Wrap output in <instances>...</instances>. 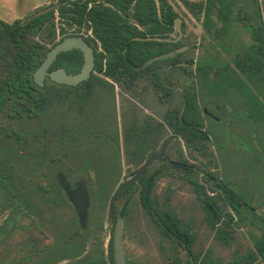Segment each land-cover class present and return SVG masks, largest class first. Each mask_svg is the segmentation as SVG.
Here are the masks:
<instances>
[{
	"label": "rangeland",
	"instance_id": "obj_1",
	"mask_svg": "<svg viewBox=\"0 0 264 264\" xmlns=\"http://www.w3.org/2000/svg\"><path fill=\"white\" fill-rule=\"evenodd\" d=\"M52 1L54 0H0V20L8 23L24 20L36 9L49 5ZM199 1L168 0L181 18L184 31L182 42L188 47L183 53L192 58L194 63L192 73L187 74L172 68L168 61L170 58L157 61L162 62L159 71L164 82L171 86L170 96L165 100L159 97L157 90L153 96L149 74H144L135 84L129 85L127 80L118 82L120 79L95 73L90 86L55 92L47 109L40 111L34 118H29L27 114L13 119L3 117L0 129L5 139L0 144L1 164L22 202L33 211L32 216L26 217L22 222L26 226L36 223L40 231L34 234L48 247L47 252L31 264H85L97 259L98 251L101 253L103 245L110 258V249H114L111 236L123 210L128 213V220L124 225V246L130 264H184L188 261L185 251L155 226L142 206L140 192L130 189L118 198L112 225H109V204L114 192L123 180L132 177L143 159H134L131 154L134 146L127 143L123 144L122 154L118 146L109 142L108 136L111 134L112 139L117 142L114 132L122 124L142 121L144 115H147L146 109L151 100L150 113L154 115L151 116L152 120L164 124L168 110L180 104L183 99L186 84L193 86L202 105L204 101L211 102L212 99L206 97L207 93L202 90L199 82L205 70H208L207 67H211L214 73L227 65L236 68L239 56L245 55L244 48L248 49L253 43L249 33L243 29L238 31L234 27L228 28L227 32H206L202 19L190 8V5ZM259 1L262 4V0ZM82 35L88 38L90 33L83 32ZM172 36L177 38L178 31ZM55 66L62 67L61 64H54ZM237 71L242 74L239 69ZM260 76L264 79V75ZM256 77L259 76L253 79L256 80ZM257 82L261 85V81ZM260 85L257 87L251 83V90L261 89ZM87 91L90 94L82 100ZM218 105H222L224 112V104ZM212 107L209 110L215 112ZM238 108L236 106V110L230 114L232 119L245 116L244 111L241 112ZM206 123L211 134L213 122L207 120ZM251 130L254 132L248 147H242L236 142L234 147L237 149H232L233 153H227L228 147L220 149L212 141L206 143L207 148L202 149L204 152L195 149L196 147H187L185 141L177 137L173 130L162 131L157 136L159 144L171 135L175 136L173 138L176 140L170 146L173 161L184 159L199 171L215 173L224 182L231 183L234 192L246 198L251 211L258 215L257 219H252L246 210H241V215H237L228 205L224 206L226 202L222 197L223 192L219 190L216 198L222 212L231 215L223 216L219 224V228L226 229L227 233V241H223L217 235V230H212L207 223L200 199L202 192H195L183 171L172 168L170 177L158 180L154 193L157 201L167 203L193 230L196 238L194 251L202 253L212 264L240 261L250 252L256 251V242L264 236V125H252ZM9 133L10 136L7 137ZM229 158L232 161L230 167L227 166ZM61 172L72 185L82 181L88 185L91 207L89 224L85 230L80 229L74 207L63 191L59 190L57 175ZM188 178L202 181L213 195L212 182H204L195 173ZM10 214V211L0 213V226ZM25 235L19 234L15 239L20 240ZM3 252V248H0L2 260L5 259ZM76 256L79 258H74ZM7 261L9 258L5 263ZM250 264H264V258Z\"/></svg>",
	"mask_w": 264,
	"mask_h": 264
},
{
	"label": "trees",
	"instance_id": "obj_2",
	"mask_svg": "<svg viewBox=\"0 0 264 264\" xmlns=\"http://www.w3.org/2000/svg\"><path fill=\"white\" fill-rule=\"evenodd\" d=\"M160 12L156 0H54L49 5L40 7L32 12L24 20L18 19L13 23L0 20V124L3 117L9 119L22 117L27 114L29 118H34L40 111L47 109L53 96L60 90H79L81 87L90 86L95 73L104 74L115 79L130 75H155L156 82H160L159 66L160 62H155L144 67V64L156 56L175 51L185 45L182 40L179 42H166L156 40H145L146 38H171L176 32L175 20L179 17L168 0H159ZM221 15H228L230 10L229 0H221ZM196 10L198 8V11ZM194 14H199V5H190ZM213 9L209 7V12ZM198 16V15H197ZM212 24L208 23V30ZM83 32L90 33L87 38L89 44L94 48L96 57L95 72L91 78L80 86L67 87L57 85L50 80L46 82L44 88L35 85L33 74L44 60L46 53L59 41L70 36H81ZM258 41L264 49V30L256 34ZM59 36H61L59 38ZM261 49L253 48L247 55L239 56L236 61V68L225 66L215 73L236 75L237 69L244 75L253 77L264 75V60L255 53H260ZM174 69H180L185 73H192L194 60L188 58L186 53H180L168 59ZM83 55L78 50H72L61 54L55 65H62L69 73H77L83 64ZM206 73H211L212 68L207 67ZM200 70V67L198 68ZM253 76V77H252ZM241 84H245L242 80ZM56 92V93H55ZM90 93L84 94L82 100ZM195 95L189 92L180 104L174 105L170 110L172 130L179 137L184 131L190 138V146L202 151L205 149L208 136L206 132L191 126L199 119L201 109L195 101ZM204 126V123H201ZM0 129V144L5 139V135ZM197 134V135H195ZM10 136V133L7 137ZM201 143L196 144L197 138ZM175 168V167H173ZM141 181L145 183L146 177ZM59 190L62 191L59 186ZM45 193L47 191H44ZM126 192V191H125ZM124 192V193H125ZM123 193V194H124ZM225 207H230L241 215V210H246L252 219H257L258 215L242 204L247 200L238 193L223 191ZM140 200L146 211L150 214L149 205L150 194L143 192ZM207 201V209L210 213H215L219 221L224 214L221 207L217 209L212 203V198ZM248 202V200L246 201ZM219 206V205H218ZM10 211V214L0 226V248H3L1 264H31L36 258L47 252L48 247L42 244L35 232L40 228L34 224L26 226L22 222L26 217L32 216V209L14 189V183L5 172V167L1 164L0 152V213ZM242 211V212H243ZM159 213V212H158ZM121 214V212H120ZM127 217V213H122ZM151 215V214H150ZM161 218H172L161 215ZM213 226V220L210 219ZM171 232L178 238L186 242L192 252V238L188 233L182 232L177 225L169 227ZM19 234H26L24 238L16 240ZM226 229L220 228L219 236L223 241H227ZM110 251H113L111 247ZM104 248L101 254H104ZM74 254V252H72ZM75 254H77L75 252ZM264 258V236L256 242V251L250 252L240 261L229 264H250L255 263L259 258ZM9 261L5 263V260ZM106 264L104 257L95 261ZM185 264H206L199 256L188 258ZM211 264V263H209Z\"/></svg>",
	"mask_w": 264,
	"mask_h": 264
},
{
	"label": "flooded vegetation",
	"instance_id": "obj_3",
	"mask_svg": "<svg viewBox=\"0 0 264 264\" xmlns=\"http://www.w3.org/2000/svg\"><path fill=\"white\" fill-rule=\"evenodd\" d=\"M228 3L231 6L230 10L228 11V15L223 16L220 13V7L222 5L221 0H200L199 2H197V4L199 5L198 18L202 19L203 27L205 31L208 33H211L215 30V31H218V33H221V32H227L228 28H232V27L236 28L238 31H240V29L246 30L249 33L253 43L250 44L248 49L244 48L245 49L244 54L247 55L248 52L252 51L253 48L258 47V49L259 48L261 49V52L255 53V55L259 54L262 57V60H264V49L260 41H258V38L260 37L256 35V34L259 35V33L262 32V29L264 30V0H262V4L260 3L259 0H229ZM243 3H244V6H243ZM209 7H212L213 9L211 12H209ZM208 23L212 24L211 29L209 30L207 28ZM220 23H221V26H219ZM239 25H242L243 27ZM246 49H247V52H246ZM236 56L237 54L235 55V57ZM247 56L249 57L252 55L249 54ZM58 67L60 66H57V67L55 66L54 68H58ZM150 75H151L150 77L152 80L151 86H152L153 96L157 90V92H159V97L165 100V98L170 96V91H169L170 90L169 88H171L170 84L168 82H164L162 78V73L160 75L159 83L156 82L155 75H152V74ZM142 77H144V75H130L128 76V78L121 77L118 82L127 80V82H129L128 84L131 85V84H135V82ZM112 79H115V78H112ZM115 80H118V79H115ZM241 80L245 84H241L240 83ZM251 80L252 79L250 76L244 75V74L229 75V74H221V73H214V72H211V73L204 72V74L200 77L199 82L201 83L202 90H205L206 93L208 94V95L206 94V97H209L212 100L211 102L204 101L203 105L201 103L202 102L201 98L195 95L193 86L186 84V86L184 87V93H183L184 98H186L189 92H191L192 94L195 95L194 97L195 101L198 103L199 108L201 109V113L199 114V119L197 118L195 123H190V124H192L191 126L198 128L200 131L206 132L208 136L207 143L212 141L216 143L218 146H220L221 147L220 149L222 148L224 149V147H228L226 152L233 153L232 149L234 150L237 149L234 147L236 146V142H238L242 147H245V146L248 147L252 139L251 134L254 132L253 130H251L252 125L254 126L257 124L264 125V84H263L264 79L262 76H259V77H256V80H254L253 82ZM48 81L49 80H47V82ZM257 81H261V85ZM251 83L253 84V86H257V87L260 85L261 89L257 90L254 88V90L252 91ZM151 102L152 100L150 101V103ZM150 103L148 105V109H146L147 115H144L145 117L143 118L142 121H131V122L120 125V127L115 132L111 131V132L116 133L117 142L112 139L111 134L108 136L110 139L109 142L112 143L114 146H118V148L122 151V154L124 152L123 144L127 143V144L134 146V149L131 152L134 159L135 158L138 160L143 159L141 166L132 173V177L135 174H137V172L141 169V167L150 158L160 154L162 145L167 139H169V138L164 139L159 144V141L157 142L158 140L157 136L160 135L162 131L165 132V130L172 132L171 131L172 124H171V119H170L171 109H169L165 115L166 121L164 122V124H161L159 122L152 120L151 116H154V115L150 113V106H151ZM221 103L224 104V106L227 105L226 107L223 106L224 112H222V107H221L222 105L221 106L218 105ZM236 106H239L238 109H240L241 112L244 111L245 116H237L235 119H232L230 117V114L232 113V111L234 112L236 110L235 109ZM209 107H212L215 110V112L214 111L212 112V110L210 111ZM207 120H211L213 122V128H212L211 134L208 132L209 129L206 127ZM201 123H204V126H201ZM185 133L186 131H184V134L182 133L179 136V138L181 137L185 141V145L188 147L190 146L189 143H191L192 141L190 142L191 139L188 138L187 134ZM173 137L175 136L171 135L170 138H173ZM175 140L176 139L174 138L173 141ZM196 143H201V139L199 140L197 138ZM170 146L171 144L165 150L163 154V158L161 160L153 161L150 164V166L146 169L144 174L138 180H136L133 184L127 187L122 192V194L125 191L128 192L130 189H133L136 192H140V194H142L143 192L149 193L150 194L149 205L151 209V212H150L151 215L146 211L145 208L144 209L147 212V214H149L155 226L168 239L174 240L185 251L188 258L192 259L193 256H199L201 260L205 261L206 264H209L210 262L207 260L206 256H203L202 253L200 252L198 253L195 252L193 249V246L196 241L195 235L193 234V230L190 227H188L172 211V209L169 207L167 203H160L157 201V198L156 196H154V193L157 187L158 180H160L162 177L164 178L170 177L171 169L173 167H175L174 169L183 171L185 176H187L188 181L194 186L195 192H198V191L202 192L200 195L201 197L200 199L202 203V208L204 212L206 213L207 223L211 227L212 230H217V235L220 233V228H219L220 221L218 219L217 214L215 213L211 214L210 211L207 209L206 200H208L209 198H212V203L217 209H219L220 205L218 203V199L216 198V195L219 194V190H222V192L225 191L226 189L231 192H234L235 190L231 188L230 186L231 183L224 182L219 177L215 176L214 175L215 173H212V172L209 173L207 171L201 172L194 165L189 164L184 159L179 162L173 161L171 157V153H170ZM145 155L147 156L145 157ZM228 160L229 162H227V166H229L232 162L230 158ZM215 164L216 166H218L217 162ZM194 173L201 176L204 182L213 183L214 187L211 188L213 189L212 191L213 195L209 193V189L206 188V186L204 185V183H202V181H199L196 178H188V176H192V174ZM144 176L147 179L145 183L141 181V178ZM123 182L125 181L123 180L120 183V185ZM77 184L72 185V187L75 188ZM88 193H89V190H88ZM242 204L248 209L252 210V208L249 207V204L246 201L242 202ZM227 205L230 207L229 204H226V206ZM90 207H91V204H90ZM122 213H127V212L125 210L121 211V214H119V217L116 220V224L119 218H123V245H124V225H125V221L128 220V216L125 217L124 214ZM162 214H164L165 216H171L172 218H165V219L161 218ZM89 215H90V208H89ZM108 219H109V213H108ZM210 219L213 220V223H214L213 226L210 223ZM88 224H89V219H88ZM173 224L179 226L182 232L188 233L191 236V238L193 239L192 245H191L192 252L191 250H189L184 240H182L181 238H178L176 235H174L171 232L169 227H171ZM115 228H116V225H115ZM102 229H103V226H102ZM114 233H115V230H114ZM114 233H113V236H111L112 245L114 243ZM103 248H104V245H103ZM124 251H125V246H124ZM110 252H111L110 261L112 262V264H116L115 257H114V249L113 251H110ZM102 257H104L106 264H108L106 251L104 252V254H101L98 251L97 259H93L89 261L86 260L87 263L85 264H95V261H97L100 258L102 259ZM74 258H79V257L76 256ZM185 263L186 261L184 262V264ZM100 264H103V262L101 261ZM128 264L130 263L128 262Z\"/></svg>",
	"mask_w": 264,
	"mask_h": 264
},
{
	"label": "water",
	"instance_id": "obj_4",
	"mask_svg": "<svg viewBox=\"0 0 264 264\" xmlns=\"http://www.w3.org/2000/svg\"><path fill=\"white\" fill-rule=\"evenodd\" d=\"M156 1L160 12V2L159 0ZM175 28L179 33V36L175 39L154 37V38H146L145 40L179 42L182 40L184 36V31L180 17H178L175 20ZM187 49L188 47L185 46L183 48L176 49L175 51H171L169 53L156 56L153 59L147 61L144 64V67L160 60L172 58L177 54L185 52ZM72 50H78L83 55L84 62L79 72L69 73L64 67H58V68L53 67L58 57L61 54L70 52ZM95 67H96V57H95L94 48L89 44L87 37L84 35L70 36L59 41L46 53L44 60L33 74V80L35 85L38 86L39 88H44L47 80H50L51 82L57 85L76 88L81 84L87 82L91 78L92 74L95 72ZM173 140L174 138L167 139L162 145L161 152L159 155L150 158L141 167V169L137 172V174H135L133 177L123 182L116 189L110 200V205H109V225H112V221L115 213V204L117 202L118 197L127 187L133 184L144 174L146 169L150 166V164L153 161L161 160L163 158V154L165 150L172 143ZM57 179L59 186L67 195L69 201L72 203V205L75 207V210L77 211L81 229L85 230L88 226L89 208L91 204L87 184L84 181H82L79 182L75 188H73L72 184L68 181L66 175L62 172L57 175ZM114 257L116 264H128L124 251V245H123V218H119L115 228ZM107 260H108V264H111L109 257H107Z\"/></svg>",
	"mask_w": 264,
	"mask_h": 264
},
{
	"label": "crops",
	"instance_id": "obj_5",
	"mask_svg": "<svg viewBox=\"0 0 264 264\" xmlns=\"http://www.w3.org/2000/svg\"><path fill=\"white\" fill-rule=\"evenodd\" d=\"M155 63V62H154Z\"/></svg>",
	"mask_w": 264,
	"mask_h": 264
}]
</instances>
